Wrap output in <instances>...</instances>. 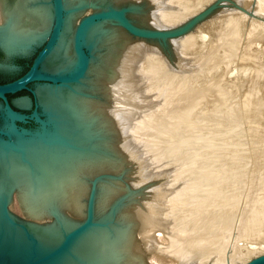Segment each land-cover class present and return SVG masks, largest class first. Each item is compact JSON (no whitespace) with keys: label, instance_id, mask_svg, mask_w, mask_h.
I'll return each mask as SVG.
<instances>
[{"label":"rangeland","instance_id":"1","mask_svg":"<svg viewBox=\"0 0 264 264\" xmlns=\"http://www.w3.org/2000/svg\"><path fill=\"white\" fill-rule=\"evenodd\" d=\"M90 1L98 0H84ZM127 1L133 5L122 7ZM127 1L104 6L118 3L129 28L164 36L129 40L114 19L90 40L100 62L107 36L118 33L113 58L124 50L130 65L123 95L114 94L121 109L112 122L122 124L112 141L122 156L111 185L128 192L129 211L144 215L148 227L138 241L145 261L247 264L264 255V0ZM194 20L189 32L165 37ZM135 40L143 44L134 50ZM40 50L15 60L0 52V84L26 74ZM29 94L11 96L17 112L32 113ZM26 97L31 106L19 107L16 101ZM5 125L0 109V128ZM18 125L38 128L33 121ZM10 211L18 223L33 222L16 192Z\"/></svg>","mask_w":264,"mask_h":264},{"label":"bare ground","instance_id":"2","mask_svg":"<svg viewBox=\"0 0 264 264\" xmlns=\"http://www.w3.org/2000/svg\"><path fill=\"white\" fill-rule=\"evenodd\" d=\"M82 1L64 0L68 12L65 28L44 71L75 69L78 58L74 40L79 25L110 2ZM133 2L111 6L120 9L132 6ZM91 4L96 8H89ZM87 11L93 14L85 15ZM54 19L52 0H0V45L9 54H27L45 42ZM115 22L108 19L88 29L84 43L92 50V57L83 78L63 87L39 84L36 88L46 119L54 125L43 136L44 140L41 136L17 137L16 150H6L0 144V258L3 262L26 263L32 255L31 242L34 241L37 242L36 253L40 255L61 245L68 233L85 222L93 200V226L78 236L65 253L46 264H147L138 241L148 227L140 220L144 215L139 212V206V211H129L134 207H125L126 201L131 202L127 200L128 192L123 194L122 189L116 192L111 185L116 182V169L122 156L121 146L112 141L121 136L117 125L122 124L121 120L115 125L112 122L120 108V99L115 101L114 94L125 91L124 82L129 73L125 70L129 63L124 50L119 58H113L116 44L113 43L118 40V33L107 34L100 62L96 61L94 37L90 40L97 28ZM116 24L128 34L125 33V37L129 40H156L133 34ZM129 40L124 43H131ZM139 42L135 40L131 49H136ZM16 104L27 108L31 101L26 97ZM126 184L130 189L133 186ZM13 191L24 214L33 220L25 229L13 225L6 216L5 204ZM149 234L144 237L151 238Z\"/></svg>","mask_w":264,"mask_h":264},{"label":"water","instance_id":"3","mask_svg":"<svg viewBox=\"0 0 264 264\" xmlns=\"http://www.w3.org/2000/svg\"><path fill=\"white\" fill-rule=\"evenodd\" d=\"M54 11H55V19L52 25L51 32L48 38L40 45L41 50L36 55L32 66L19 79L6 83L0 84V101H1V113L3 114L6 125L3 128H0V144L5 147L6 150L17 149V137L29 138L34 136H41L42 140H44L43 136H46L52 128H54L53 123H49L46 119V114L44 113V109L42 104L39 102V98L36 92V88L39 84H46L51 87H63L67 84L74 83L79 81L81 78L84 77L86 71L89 66L90 55L87 53L84 39L85 35L90 27L93 25L98 24L99 22H103L108 19H118L121 21L122 24L125 25L127 29H129L132 33L139 35V36H158L163 35L161 33H155L149 30L148 32H139L135 30L133 27L129 28L125 18L124 12L117 8H112L110 5H106V7H102L98 9V12H95L93 15L86 17L81 24L79 25L74 40V51L78 58L77 65L75 69L71 71L62 70L60 72H47L44 71V66L46 62L50 58L51 54L54 52L56 46L58 45L65 28V19L67 16V11L64 6V0H52ZM89 8H96L92 4ZM197 20H194L188 26L180 29V30H171L169 33H166L167 36L165 37H178L189 32L190 29L196 24ZM152 34H151V33ZM150 33V34H149ZM0 50L7 56V58H19V57H26L31 54L30 50L27 54H9L7 51L0 45ZM35 86L33 89L31 86ZM21 91L29 92L34 101L35 107L30 115L23 114L21 112H17L11 105L8 96L16 94ZM31 103L32 99L29 98ZM42 110V112L40 111ZM33 121L34 123L38 124V128L35 131L29 130L27 128L21 127L18 123L28 124L29 122ZM13 193H11L12 197L5 204V211L6 216L13 225H18V227L27 228L28 224H21L16 221L13 217L10 206L13 202ZM93 199V198H92ZM93 200L90 202V206L88 209V215L84 223L79 226L74 231H71L65 236L62 244L58 247L54 248L48 253L44 254H37V242H31L32 244V255L30 256L29 260L26 263L22 264H46L50 261L55 260L57 257L61 256L65 253L72 245L74 244L76 238L84 233L88 228L93 226ZM11 216H10V215ZM0 258V264H10L9 262H3ZM248 264H264V255L260 256L249 262Z\"/></svg>","mask_w":264,"mask_h":264},{"label":"flooded vegetation","instance_id":"4","mask_svg":"<svg viewBox=\"0 0 264 264\" xmlns=\"http://www.w3.org/2000/svg\"><path fill=\"white\" fill-rule=\"evenodd\" d=\"M0 52H1L3 55H5L1 50H0ZM5 56H6V55H5ZM6 57H7V56H6ZM8 59H11V58H8ZM13 59L15 60L16 58H13ZM21 77H22V76H21ZM19 78H20V77H19ZM19 78H18V79H19ZM16 80H17V79H16ZM14 81H15V80H14ZM29 95H30V94H29ZM11 96H12V95H9V96H8V99H9V101H10L12 107H13V108H16L15 104L13 103V100L11 99ZM31 96H32V95H31ZM20 99H21V98H20ZM18 100H19V99H18Z\"/></svg>","mask_w":264,"mask_h":264}]
</instances>
